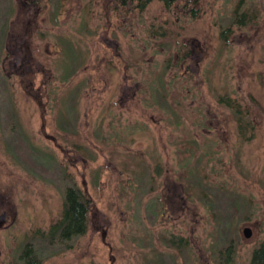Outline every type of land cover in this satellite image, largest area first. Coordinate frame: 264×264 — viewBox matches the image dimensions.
Segmentation results:
<instances>
[{"label":"rangeland","instance_id":"rangeland-1","mask_svg":"<svg viewBox=\"0 0 264 264\" xmlns=\"http://www.w3.org/2000/svg\"><path fill=\"white\" fill-rule=\"evenodd\" d=\"M184 1L117 20L103 0H36L34 16L0 0V264H23L28 243L42 264H214L225 243L249 264L264 241V0ZM25 32L49 73L42 110L2 68ZM104 35L137 90L128 108ZM72 184L106 225L90 216L49 246L36 232Z\"/></svg>","mask_w":264,"mask_h":264},{"label":"trees","instance_id":"trees-1","mask_svg":"<svg viewBox=\"0 0 264 264\" xmlns=\"http://www.w3.org/2000/svg\"><path fill=\"white\" fill-rule=\"evenodd\" d=\"M35 1L36 0H21L24 7V11H22L23 15L30 14L34 16L36 14ZM154 1L160 2L166 9L173 7L177 2V0H103L107 6V8H105L106 13H109L110 16L113 15L117 20L131 17L136 10L138 12L144 11L146 7ZM197 3H199V0H185L182 9L189 8L188 11L195 14L197 11V8H195ZM193 14L191 15L194 16ZM106 16L108 19L109 16ZM9 34H12V32ZM102 39L105 44V50H112L114 58L119 61L115 55L119 53L117 41L106 35L102 36ZM26 41L27 32L17 37L13 43L6 41V57L3 60L2 68L18 81L25 95L34 101L36 106L42 110L40 99L41 90L44 89L46 81L49 78V73L47 69L39 63H32L30 57L25 53ZM119 62L124 76L122 77L123 81L118 107L128 108V101L130 103L132 102L137 90L134 86L129 85V77L125 71L126 67L123 65L124 63L122 61ZM262 78L264 80V71L262 73ZM37 83H39L40 88H37ZM219 103L230 108L231 101L229 98H220ZM93 205L95 206L96 204H94L92 197L87 193L83 192L74 184L67 186L63 192L62 211L59 218L52 222L45 232L37 231L36 234L41 235L49 246L61 244L74 237L85 235L88 230L90 216L95 218V220L102 218V223H99L98 230H103L106 225V222L104 223V215ZM171 244H177L180 247L186 246L182 238L171 240ZM235 256V246L231 243H225L223 248L216 253V261L214 260V264H233ZM20 259L23 261V264H42L33 246L29 243L22 249ZM249 264H264V241L252 251Z\"/></svg>","mask_w":264,"mask_h":264},{"label":"water","instance_id":"water-1","mask_svg":"<svg viewBox=\"0 0 264 264\" xmlns=\"http://www.w3.org/2000/svg\"><path fill=\"white\" fill-rule=\"evenodd\" d=\"M4 222H5V213L0 215V228L3 226ZM243 234H244V236L246 238H248L250 236V234H251L250 229L249 228H245L243 230Z\"/></svg>","mask_w":264,"mask_h":264}]
</instances>
